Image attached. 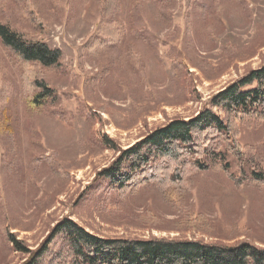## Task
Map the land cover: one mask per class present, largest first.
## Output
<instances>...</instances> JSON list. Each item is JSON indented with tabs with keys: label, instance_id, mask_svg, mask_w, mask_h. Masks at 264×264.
<instances>
[{
	"label": "rangeland",
	"instance_id": "1",
	"mask_svg": "<svg viewBox=\"0 0 264 264\" xmlns=\"http://www.w3.org/2000/svg\"><path fill=\"white\" fill-rule=\"evenodd\" d=\"M100 4L0 0L1 22L63 53L61 66L44 74L59 102L35 107L0 41V264L29 256L7 232L35 251L67 217L108 239L263 248L264 182L250 177L251 155L243 185L216 166L239 174L225 154L205 160L190 193L175 201L153 185L120 197L98 173L170 120L207 108L226 116L213 97L264 63V0H116L109 19L123 38L95 49ZM240 143L261 154L254 165L264 178V121L241 124Z\"/></svg>",
	"mask_w": 264,
	"mask_h": 264
},
{
	"label": "trees",
	"instance_id": "2",
	"mask_svg": "<svg viewBox=\"0 0 264 264\" xmlns=\"http://www.w3.org/2000/svg\"><path fill=\"white\" fill-rule=\"evenodd\" d=\"M115 3L101 0L102 23L93 41L95 49L123 38L120 24L109 19ZM0 41L21 71L30 104H57V91L45 81L44 74L61 66L63 53L44 41L25 38L13 25L1 21ZM211 105L223 109L226 116L207 108L189 119L170 120L120 151L98 178L109 182L120 197L153 185L164 198L175 201L190 193L189 179L209 167L205 160L217 161L230 154L239 162L238 175L230 171L228 164L219 162L216 166L237 185L250 177L263 183V175L254 165L262 156L254 146L240 143V125L264 121V63L216 94ZM250 155L254 170L248 177L244 163ZM7 240L18 251L29 254L22 264H264V247L249 240L228 246L188 239H108L89 232L69 217L55 225L35 251L26 248L14 234L7 232Z\"/></svg>",
	"mask_w": 264,
	"mask_h": 264
}]
</instances>
